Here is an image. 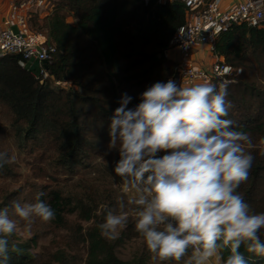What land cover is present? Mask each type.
I'll return each instance as SVG.
<instances>
[{"label": "trees", "instance_id": "1", "mask_svg": "<svg viewBox=\"0 0 264 264\" xmlns=\"http://www.w3.org/2000/svg\"><path fill=\"white\" fill-rule=\"evenodd\" d=\"M52 2L42 19L43 33L54 47L45 65L48 77L42 79L18 65L19 54L0 57V114L6 117V123H0V151L9 157L12 146L16 151H41V158L67 175L98 164L108 177L123 182L113 171L118 153L108 150L110 117L123 94L132 97L129 107H133L153 83L176 80L175 61L164 50L174 31L184 24L187 7L182 0ZM213 53L239 69L225 81L213 79L211 84L217 90L226 87L231 107L225 118L234 121L236 130L250 134L252 146L247 150L254 162L238 192L253 212H264V30L234 24L216 37ZM54 80L69 81V85H55ZM6 132L9 148L1 141ZM11 164L0 167V173L11 175ZM40 192L44 193L41 199L55 210L56 218L50 221L55 226H62L65 214L73 212L91 221L78 231L86 243L85 258L79 263L59 249L49 259H40L31 251L33 239L22 240L14 234L10 241L20 251L9 253L8 264H147L142 256L119 258L117 240L100 234L98 225L115 202L111 188L91 185L79 195H63L54 188ZM7 199L5 195L2 204H9ZM134 224L130 221L127 226L133 230ZM260 235L264 240V230ZM240 251L247 264H264V257L248 253L243 246ZM228 255L224 250L223 260Z\"/></svg>", "mask_w": 264, "mask_h": 264}, {"label": "clouds", "instance_id": "2", "mask_svg": "<svg viewBox=\"0 0 264 264\" xmlns=\"http://www.w3.org/2000/svg\"><path fill=\"white\" fill-rule=\"evenodd\" d=\"M221 85L180 86L169 78L157 81L140 94H123L108 125V150L118 153L114 173L134 198L135 230L153 261L185 264H247L246 251L264 257V212L256 213L238 192L249 177L254 156L250 134L236 130L225 117L231 103ZM264 143V140L261 141ZM13 158L0 151V167ZM36 194L35 201H13L0 208V264L20 249L10 238L19 222H50L55 210ZM118 211L107 210L98 225L101 236L115 239L126 227V202ZM11 213V214H10Z\"/></svg>", "mask_w": 264, "mask_h": 264}, {"label": "rangeland", "instance_id": "3", "mask_svg": "<svg viewBox=\"0 0 264 264\" xmlns=\"http://www.w3.org/2000/svg\"><path fill=\"white\" fill-rule=\"evenodd\" d=\"M53 0H45V4L32 13L29 19V27L33 31L44 32L42 27L43 17L52 8ZM36 15V16H35ZM72 18L67 16V21L72 22ZM15 29V27H13ZM175 61V60H174ZM27 67L32 70L35 75L39 74V64L37 61H27ZM212 83V82H209ZM0 123H6L5 113L0 114ZM1 141L5 143L7 148L11 140L8 133L1 136ZM13 162L11 164V175L0 173V208L9 207L13 201L21 203H31L35 201L36 194L40 191H46L49 188L58 189L63 195L72 193L79 195L84 187L91 185H99L100 188L112 189L114 191L113 211H118L117 201L123 199L126 202L125 211L129 215V220L135 223L133 212L134 205H127L129 199L134 198L135 193L132 190H125L123 182H116L108 177L98 166L94 164L88 169H79L73 175H67L59 170L48 161L41 158V151L33 153L25 151H16L13 146L9 149ZM46 187V188H45ZM12 195H11V194ZM8 195L7 202L2 204L3 198ZM11 214V213H10ZM66 220L62 226H55L51 222H42L36 220L31 227H27L24 222H19V229L15 233L22 240L33 239L35 244L31 247V251L36 253L40 259H49V255L59 249H63L67 254L73 255L77 261L83 262L86 252V243L81 240L78 231L89 225L91 221H84L79 218L76 212L65 214ZM135 225V224H134ZM81 229V230H79ZM126 225L119 230V234L115 246V253L124 260L133 257L142 256L146 259L147 264H161L159 261H153L144 240L138 236L137 232ZM187 257L180 262L169 261L165 264H185ZM217 264H221L220 261Z\"/></svg>", "mask_w": 264, "mask_h": 264}, {"label": "built area", "instance_id": "4", "mask_svg": "<svg viewBox=\"0 0 264 264\" xmlns=\"http://www.w3.org/2000/svg\"><path fill=\"white\" fill-rule=\"evenodd\" d=\"M187 7L184 24L179 26L168 41L164 54L178 53L175 60L176 80L180 86L220 82L239 73L222 56L213 53L216 37L234 24L245 23L264 30V0H182ZM45 4V0H0L3 16L0 22V57L19 54L17 63L27 67V61H37L39 76L48 77L45 65L54 53L43 32L29 27L32 13ZM15 27V29H13ZM205 47L208 60L197 62L194 52ZM45 62V65L44 63ZM55 85L67 86L69 81L54 80Z\"/></svg>", "mask_w": 264, "mask_h": 264}, {"label": "crops", "instance_id": "5", "mask_svg": "<svg viewBox=\"0 0 264 264\" xmlns=\"http://www.w3.org/2000/svg\"><path fill=\"white\" fill-rule=\"evenodd\" d=\"M229 2H234V0H230ZM3 16V5H0V22L2 20ZM168 57L170 59L176 60L178 58V53L175 50H171L168 54ZM194 58L196 59L197 62L203 63L204 61L208 60V55L207 52H205V47L200 46L198 49L195 50L194 52Z\"/></svg>", "mask_w": 264, "mask_h": 264}, {"label": "water", "instance_id": "6", "mask_svg": "<svg viewBox=\"0 0 264 264\" xmlns=\"http://www.w3.org/2000/svg\"><path fill=\"white\" fill-rule=\"evenodd\" d=\"M44 63V65H45V62H43Z\"/></svg>", "mask_w": 264, "mask_h": 264}]
</instances>
